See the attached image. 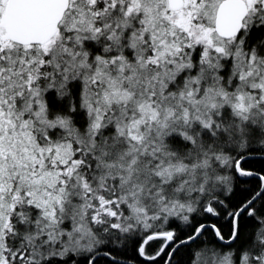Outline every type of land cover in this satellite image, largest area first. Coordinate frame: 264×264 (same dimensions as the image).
<instances>
[{
  "label": "snow or ice",
  "instance_id": "snow-or-ice-1",
  "mask_svg": "<svg viewBox=\"0 0 264 264\" xmlns=\"http://www.w3.org/2000/svg\"><path fill=\"white\" fill-rule=\"evenodd\" d=\"M0 264H264V0H0Z\"/></svg>",
  "mask_w": 264,
  "mask_h": 264
}]
</instances>
